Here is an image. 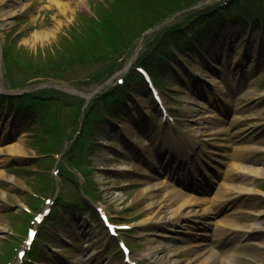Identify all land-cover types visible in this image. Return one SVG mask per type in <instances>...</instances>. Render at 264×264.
Segmentation results:
<instances>
[{"label":"rangeland","instance_id":"374dc122","mask_svg":"<svg viewBox=\"0 0 264 264\" xmlns=\"http://www.w3.org/2000/svg\"><path fill=\"white\" fill-rule=\"evenodd\" d=\"M60 1L61 3L68 2V0ZM118 1L121 3L117 4ZM132 1L136 3L135 9L131 4ZM210 1L161 0L159 2L156 0L140 15L138 9H141L142 0H80V2H74L72 8L66 10L64 15H58V8L52 6L49 0H14L4 6L0 12V45L2 47L4 44L5 49L10 50L11 46L9 45L12 42H9L8 39L16 42L14 47L19 49V64L30 61L26 60L29 58L24 55L29 53L33 59L35 58L31 60L33 63L39 64L45 60L55 66L51 71L45 72V75H50V77L56 75L60 80L48 78L40 79L37 82L38 77L34 78L35 73L24 69L22 65H15L10 75L16 76L14 81L24 83L26 89L36 91L39 87L54 86L63 90L91 94L102 87L94 95L96 96L103 93L108 86L115 87L119 79H125L136 61L146 59L149 56L148 51H151V48L147 47L149 43L153 42V46L156 44V50H167L163 44L164 40H162L164 35L159 32L162 28L168 30L166 34L168 37L165 41L168 46H172V40L176 38L180 28H183L184 32H188L186 33L188 35L196 25L193 21L201 16L200 12L203 7L212 5L213 0ZM231 2L233 0H229L230 4L224 5L225 8L229 7ZM240 2L243 3L241 5L244 8H247L248 3H244L245 0ZM249 4L250 9H257L254 0H250ZM111 11L112 17L104 28L108 31L113 28L115 36L108 41L105 36L108 32L97 26L95 16ZM102 16L99 18H101V22H104L105 19H102ZM189 16H195L194 20L190 22ZM146 17L154 19L155 23L151 26L143 25L140 19ZM220 25V23L213 24V28L209 32L210 42L204 47L199 46L200 44L198 47L192 44V52L188 54L177 52L173 48L176 53H174L175 56L170 57L169 63L160 59L150 60L146 63L143 60L142 64L145 67L161 68L158 72L160 73V83L163 85L160 91L167 105L168 113H170L166 120L161 117L144 90L139 92L140 94L126 95V103H119L115 112L108 108L109 117H105V112L98 108L100 102L98 103L94 98V101H97L95 103L97 114L103 117L102 120L94 122L90 117L84 119L88 109L85 107L84 98L75 94L70 96L76 99L64 97L61 99V103H46L43 105L44 116L38 118L39 115H42L39 113L34 117L28 110L20 109L18 100L13 98L18 93L8 88L9 79L4 73V65L0 60V97H4L0 99V159H6L4 164L0 165V171L3 172V177L0 178V250H2L0 263L3 260L1 258L3 253L9 250L11 255V247L13 244H18L21 237L19 246L23 247L22 241L25 238L12 233V228L16 222L19 223V217L24 216L27 220L29 218L25 213H19L21 210L16 209L11 213V209L13 206L20 208L23 204L28 205L32 201L33 196L30 195V190H35L38 179H40L39 175L42 174L44 177L52 176L54 183L58 184L55 190L53 189L47 194L48 198L53 200L56 192H64L66 197L73 199L74 203L81 202L84 206L79 208L72 205L66 209L56 208V213L46 218L39 227L41 230L35 242L36 253L31 250L28 254L31 257L29 264H32L31 262L33 264H37V262L39 264H56V259L60 261V264H92V253H96L100 257L101 264L105 262L123 264L121 258L116 254L108 253L111 243L104 237L100 223L90 214V207L93 204L88 198L82 201L80 199L82 194L80 195V189L75 185L84 182L83 176L72 170L77 181L75 184L68 178H63L59 172L63 162L60 153L66 150L71 152L75 148L77 153L75 160L81 163V168L90 169L89 176L93 181L91 192L96 197L94 207L103 208L111 219H117L118 222L127 224L131 230L122 233V236L130 242L133 257L143 264H151L142 257V252L148 245L147 228L144 225L147 211L144 210L143 205L134 201V197L148 183L165 179L161 172L152 174L156 177L151 176V171L159 168L153 167L152 164H159L157 162L158 153H164L163 162L168 161L172 156L174 159L179 158V155H170L167 151L168 141L179 139L185 141V148L189 149L186 151L191 157L193 156L191 158L193 163L202 164L204 162L201 167L204 170L207 169L205 170L207 173L218 168V173H216L220 185L218 183L215 185L216 187L219 185L218 188H221V183L224 182L256 191L254 196L239 195L236 198L237 205L234 212L244 210L250 213L241 215L240 212H237L240 216L236 218V224L243 226L242 230L248 231L252 226L261 227V230L251 240H246V236L241 234L242 240L237 243L243 244L244 252L247 250L249 258L246 260V264H264L262 262L263 255L260 256L258 252L252 253L255 248L257 249L259 243H264V129L262 128L263 130L259 133L248 135L254 140L239 141L234 145L235 148L238 146H244L243 149L247 146L256 148V153L243 151L242 156H245L243 159L234 155V147L230 149L217 148L218 151L224 150L223 155H229L227 159L226 156H219L221 160L225 159L224 165L215 164L211 158L216 155L205 151V147L201 146L205 145L202 139L207 138L209 133L217 128L226 127L232 121L234 112H237L234 111L235 108L242 109L241 114L248 115L247 113L252 112L264 115V25L261 26L262 31H259L257 26L250 27L244 24L228 23L222 27ZM227 25L230 27L225 28ZM56 27L58 28L55 29ZM91 27L98 30L101 38L104 37L106 48L104 49L105 53H102L103 56L95 61L86 55L80 61L66 64L63 56L67 49L72 48L70 36H78L82 31L92 33ZM49 29H55V32L46 38L37 37L32 42L29 41L34 33ZM191 31L194 33L193 30ZM191 40L199 42L198 36H193ZM137 48L141 52L140 56ZM72 52L74 51L72 50ZM170 67L175 71H172ZM101 70L110 71V76H106L105 82L103 81L104 84L88 86V79ZM199 73L204 76H200ZM209 76L217 81L213 87L211 85L207 87L203 83V80ZM131 84L133 85V81H130ZM189 88L192 90L190 95L194 96L196 102L202 104L201 112L203 114H211L205 107L221 103V98L217 99L216 97H221L224 94L225 98L231 96L229 108H226V111L220 115L222 119L215 115L220 122L209 123V127L201 130L202 133L198 139L193 135L199 134L201 131L197 132L198 130L192 129L190 124L196 127L201 124L194 123L191 120L193 117L186 109L188 102L186 94L189 92ZM55 91L59 92V90ZM195 91L198 96L195 95ZM58 92H54L53 95L61 98ZM237 92L239 95L248 93L250 98L234 96L233 94ZM94 96L91 98L93 99ZM98 98L102 102L104 101V97L100 98L99 95ZM89 100L86 102L89 103ZM47 115L56 119L53 122L58 123L55 124L57 128H52L54 124L50 128L48 127L45 122ZM242 127L244 126L235 129ZM57 130L61 131L63 135L57 153H53L50 155L51 157L40 158L39 152H47L45 146L49 141L56 142L57 136L59 138L58 133H53ZM129 132L136 134V137L142 141V148L136 141L130 139ZM75 139H83L80 141L79 147L75 146L76 143L73 141ZM192 140H195V147L191 144ZM85 143L91 145L86 147ZM197 143L201 145L197 146ZM19 151H23L24 154H18ZM49 152L51 151L49 150ZM245 158L248 159L245 160ZM233 163H239L252 169L254 172L251 171V173L255 177L237 173L232 178L229 177L226 172ZM172 164H175V161ZM194 165L196 164L194 163ZM24 168H30L31 173L23 170ZM39 168L43 172L39 173ZM220 172H224V178ZM165 180L166 184L164 185H169V183L173 185L171 181ZM161 187L163 188V186ZM41 191L45 195L44 190ZM165 191L166 189L156 191L153 199L159 201ZM214 192L215 190L210 196H213ZM47 206L42 200L40 210ZM54 207H57L55 202L52 208ZM214 217L218 220L223 219L222 214H217ZM50 218L52 223L47 221ZM80 221L86 224V228L94 230L95 234L91 235L94 242L90 248L84 247L88 236L86 237L81 229L75 228V225ZM215 234L218 235V233ZM211 237L217 238L214 235ZM163 241L166 247H172V249H179L183 245L179 242H169L166 239ZM50 250L54 252H50ZM18 261L20 260L15 254L12 264L15 262L18 264Z\"/></svg>","mask_w":264,"mask_h":264},{"label":"bare ground","instance_id":"6f19581e","mask_svg":"<svg viewBox=\"0 0 264 264\" xmlns=\"http://www.w3.org/2000/svg\"><path fill=\"white\" fill-rule=\"evenodd\" d=\"M14 0H0V12L4 8V6H7ZM50 4L52 6H56L58 8V15H64L66 13V10H69V8H72V4L76 1L80 2V0H68L67 3H61L60 0H49ZM56 27L55 29H57ZM55 29H49L44 30L39 33H34L32 38L29 39L30 42L33 41V39L40 37V38H46L48 35H52V33L55 32ZM198 73V72H197ZM200 74V73H199ZM200 76H204L203 74ZM206 85L214 86L217 81L215 78H207L206 80H203ZM218 91L217 89H215ZM227 95V94H226ZM234 96H240L241 98H250V95L248 93L240 94L237 92L233 94ZM188 98L186 109L190 116L193 118L191 119L194 123L201 124L200 126L196 127L195 125H191L192 129L198 130L197 132L204 130L203 128L209 127V123L213 122H220V120L215 116L214 112L217 108V111H224L226 108H229V105L231 104L230 95L229 98H225V94L221 97H216L217 99L221 98V103L218 102L215 104V106L210 107L208 115H204L201 110L202 104L199 102H196L194 97L190 95L189 92L186 94ZM185 96V97H186ZM219 96V94H217ZM228 96V95H227ZM186 98V99H187ZM210 101V99H209ZM229 103V104H228ZM242 109L235 108L234 116L232 118V121L227 124L226 127L217 128L215 131H212L208 134L207 138L202 139L204 141V144L206 145H200L205 147V151L211 152L215 154L216 156L213 158V162L217 165L219 163H222V160L219 156H224L223 152L224 150L218 151L217 148H233L234 145L239 141H249L254 140L252 137L248 136L250 134L259 133L264 129V115L254 114V113H247L241 114ZM240 114V115H237ZM220 117V116H218ZM195 118V119H194ZM220 119H222L220 117ZM240 126H244L240 129H235ZM263 128V129H262ZM128 131V130H127ZM130 133V139L134 140L138 143V145L142 148V141H140L133 132ZM202 131L199 134L193 135L194 138L198 139V137L201 136ZM169 142V141H168ZM192 144L195 146V140H192ZM197 143V146L199 145ZM244 146L241 147H234V155L240 159H243L245 156H242L245 152L256 153V148L253 146H247V148H244ZM18 154H24L23 151L17 152ZM25 156V155H24ZM248 158H245L247 160ZM182 162L186 160V157L181 158ZM6 159H0V165H3ZM180 161V159H179ZM168 163V161L166 162ZM168 167L159 168L158 171L162 172L165 176H170L169 171L167 170ZM252 172H254L252 169L246 168L244 165L239 163H233L229 166L228 171L226 174L229 177H233L236 173L240 175H253ZM194 178V174H190V172H184L183 174V180H179V183L181 186H185L184 184L186 182V179H190V176ZM180 176V174H178ZM254 176V175H253ZM3 177V172L0 171V178ZM255 177V176H254ZM202 180V179H200ZM204 181V180H202ZM215 180H212L211 182H214ZM192 182V180H190ZM188 183L187 186H191V183ZM194 182V181H193ZM166 184V180H159L155 183H148L146 187L141 189L137 192L136 196L134 197V201L138 202V204H141L144 206V210L147 211V219L146 223H144L145 227L147 228V234L148 237L147 242L148 246L144 249L142 252V257L147 259L151 264H213L214 259H210L212 255L208 256V253L210 252L209 249H207V243L206 239L209 236L208 234V227L207 225L200 226L203 223H207L206 217H210L213 213H221L223 214L224 218L220 220H216L215 223L218 226V231L222 228H226L224 232L216 235L214 232V235L217 236L218 242L215 246L220 245V243L224 246H231L232 243H235L234 234L239 232L243 236H246L245 239L251 240L252 237H255V233L258 234L260 232L261 227H250L248 231H244L243 226H238L236 223V218L240 215L237 212H240L241 215L243 214H250L248 211H237L234 212L232 210L227 209L225 207L226 205L231 206V208L235 206L236 204V198L239 195L246 194V195H255L256 191L252 189H247L246 187H238L230 183H223L221 184V188L219 187L214 195L211 198L206 199L204 196H196L188 194L186 195L183 191L177 189L173 185L169 183L168 187ZM196 185V184H195ZM163 186V188L161 187ZM206 186V184L204 185ZM239 188V189H238ZM166 189L165 192H163L162 198H160L159 201L154 200V193L158 190ZM202 189V188H200ZM199 190V189H198ZM205 190V189H204ZM201 197V198H199ZM205 205V207L203 206ZM252 204V203H251ZM24 205V204H23ZM23 205L21 207H23ZM167 214V215H166ZM169 214V215H168ZM168 216V217H167ZM166 219H164V218ZM181 220V230L179 231H173L177 230L176 224H178V221ZM86 224L82 221L78 222L75 225L76 229H81L83 234L86 235L87 242L84 244L85 248L92 247V243L94 242L91 235L95 234L94 230L88 229L85 227ZM207 230H206V229ZM222 229V230H223ZM193 231V232H192ZM196 231V232H194ZM173 232L179 233V235L174 236ZM184 235H180L183 234ZM199 236L200 242L198 243H191L188 242L187 236H193V235ZM221 234V235H220ZM220 235V236H219ZM233 237V241L232 238ZM159 237L167 238L174 242L175 239L187 241L188 244L184 245L183 248L179 249H172V247H166L165 244L160 241ZM215 239V240H217ZM241 240V239H240ZM239 240V241H240ZM244 247L237 243L235 247H232L230 250H226L222 253V256L220 258V264H246V260L249 258L247 255V250L244 252ZM259 249H262L263 251H260ZM207 251L203 255V253ZM50 252H54L53 250H50ZM258 254L262 256V262H264V243L258 244L257 249L252 252L253 254ZM208 256V257H207ZM92 258V264H100V257L96 253L91 254ZM56 264H60V261L56 259ZM73 264V263H71ZM110 264V263H105Z\"/></svg>","mask_w":264,"mask_h":264},{"label":"trees","instance_id":"16d2710c","mask_svg":"<svg viewBox=\"0 0 264 264\" xmlns=\"http://www.w3.org/2000/svg\"><path fill=\"white\" fill-rule=\"evenodd\" d=\"M154 1H156V0H142V2H141V4H140L141 9H140V8L138 9V13L141 15V12H143V11L145 10V8L149 7L150 4H152ZM159 2H161V0H159ZM172 2H173V1H172ZM172 2H171V3H172ZM120 3H121V1H118L117 4H120ZM175 3H176V2H175ZM131 4L134 5V9L137 7V6H136V3H135L134 1H132ZM171 7L174 8L175 6H171ZM111 17H112V15L110 16L109 19H111ZM102 19H105V21H104L102 24H97V26L101 27V28L103 29V31H107V32H108L105 36H106L107 40L109 41L112 37L115 36V32H114L113 28H111L110 31H108L106 28H104L105 26L108 25V22H107V21H108L109 19H107V18L104 17V16H102ZM140 21L142 22L143 25H144V24H148V26H151V25H153V24L155 23V20H154V19H151L150 17H149V18L146 17V18H144V19L141 18ZM91 26H92V25H91ZM181 48H182V47H181ZM74 51H75V53L77 54V58H78V59H83V58H84L83 55L88 54V53H92V47H91L90 45L87 44L86 50H84V49H82L79 45H75V47H74ZM24 55L26 56V54H24ZM153 57H154V58H157V57H160V55L157 56L156 54H153ZM25 58H27V57H25ZM73 58H74V56H73ZM73 58H72V59H73ZM26 60H29V59H26ZM20 63H21V64H19V61H17V64H18V65H20V66L22 65L24 69L29 70V71L35 73L34 77H38L40 74H42V73L47 69V64H48V62L45 61V60H43V61H42L41 63H39V64L33 63L31 60L28 61V62H24V63H23V62H20ZM9 77H11V75H9ZM11 79H12V80H11L12 83H14V81H13V80H14V79H13V76H12ZM101 79H102V75H99V76L93 78V81H99V80H101ZM15 86H17V85H15ZM53 93H54L53 91H48V90H47V96H48V98H49V99H55V102H58L60 98L54 96ZM62 96H63V95H61V97H62ZM115 96H116V97H115ZM115 96H112L111 99L113 98V99H115V100H119V95L116 94ZM63 97H64V96H63ZM41 99H43V98L38 97V98H35V100L33 101L32 109H33V111H34L35 113H36L38 110L42 112V110H41L42 106L45 105V104L47 103V99H46V100H43V101H41ZM38 101L40 102V103H39L40 107H39V105L37 104ZM21 105H22V106H23V105L26 106V103H25V102H24V103H21ZM35 110H36V111H35ZM48 116H49V115H47V116L45 117V121H48V120L50 121V119H53L52 121L56 120L54 117H50V118H48ZM49 125H50V124H49Z\"/></svg>","mask_w":264,"mask_h":264}]
</instances>
